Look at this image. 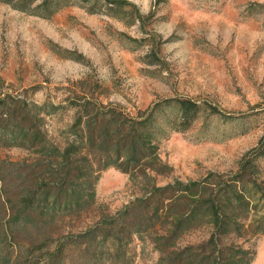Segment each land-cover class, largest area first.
I'll return each mask as SVG.
<instances>
[{"label":"rangeland","instance_id":"1","mask_svg":"<svg viewBox=\"0 0 264 264\" xmlns=\"http://www.w3.org/2000/svg\"><path fill=\"white\" fill-rule=\"evenodd\" d=\"M19 1H0V91L54 103L88 93L127 111L197 101L195 118L176 122L159 142L172 170L157 175L158 184L235 170L244 155L264 147V0H128L136 8L127 4L117 14L95 0H65L48 17L18 9ZM176 111L167 105L158 113ZM71 117L69 109L48 116L46 127L58 136ZM0 157L32 155L8 147ZM254 162L264 181V154ZM95 194L98 206L114 212L137 192L128 173L108 167ZM207 236L206 228L197 229L180 244ZM245 245L255 250L251 264H264V235ZM129 250L132 264H156L159 257L148 240L134 239Z\"/></svg>","mask_w":264,"mask_h":264},{"label":"trees","instance_id":"2","mask_svg":"<svg viewBox=\"0 0 264 264\" xmlns=\"http://www.w3.org/2000/svg\"><path fill=\"white\" fill-rule=\"evenodd\" d=\"M35 1L20 0L16 7L48 17L70 2ZM95 2L110 14L135 6ZM167 105L177 109L174 117L158 113ZM200 108L185 98L127 111L88 93L54 103L0 91V148L32 155L0 157V264H132L134 239L152 243L156 264H251L255 250L245 243L264 235V181L254 162L264 147L244 155L235 170L156 181L172 170L160 157V140ZM66 109L71 121L53 136L46 118ZM108 167L128 173L137 192L114 212L96 202L95 185ZM88 216L82 226L69 225ZM201 228L208 232L204 240L180 244Z\"/></svg>","mask_w":264,"mask_h":264}]
</instances>
